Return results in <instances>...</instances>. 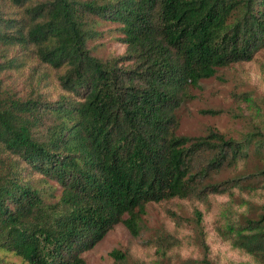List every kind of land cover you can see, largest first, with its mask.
Returning <instances> with one entry per match:
<instances>
[{
  "label": "trees",
  "instance_id": "16d2710c",
  "mask_svg": "<svg viewBox=\"0 0 264 264\" xmlns=\"http://www.w3.org/2000/svg\"><path fill=\"white\" fill-rule=\"evenodd\" d=\"M101 22L117 25L124 56L94 54ZM262 49L264 0H0V264H87L116 225L138 237L149 203L264 191L262 128L176 132L191 89ZM35 62L31 91L4 85ZM230 229L264 264V207ZM177 240L158 242L162 256Z\"/></svg>",
  "mask_w": 264,
  "mask_h": 264
},
{
  "label": "rangeland",
  "instance_id": "374dc122",
  "mask_svg": "<svg viewBox=\"0 0 264 264\" xmlns=\"http://www.w3.org/2000/svg\"><path fill=\"white\" fill-rule=\"evenodd\" d=\"M97 30L99 36L89 42L96 56L108 60L126 54L117 25L101 22ZM36 63L20 71L6 72L4 85L19 95L31 91L35 80L30 79V71ZM129 65L127 59L120 63ZM50 79L54 81L53 77ZM47 91L56 97L59 89L50 85ZM176 116V132L181 135L202 136L217 130L240 139L259 128L264 130V49L252 60L220 69L214 78L191 89ZM234 175L233 169L227 168L215 178ZM61 190L53 184L46 200L57 202ZM263 207L264 191L246 193L238 189H234V194L214 196L209 205L179 198L149 203L138 237L118 224L84 257L87 264H114L112 253L119 250L125 255L126 264H263L234 245L230 229L242 220V215L259 214ZM170 235L178 238V244L170 242L167 256H162L158 242ZM4 258L19 262L11 254Z\"/></svg>",
  "mask_w": 264,
  "mask_h": 264
}]
</instances>
